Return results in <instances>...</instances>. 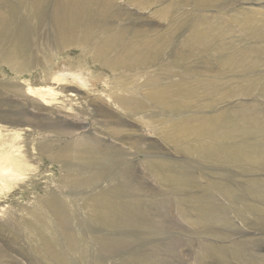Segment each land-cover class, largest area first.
<instances>
[{
	"label": "rangeland",
	"instance_id": "obj_1",
	"mask_svg": "<svg viewBox=\"0 0 264 264\" xmlns=\"http://www.w3.org/2000/svg\"><path fill=\"white\" fill-rule=\"evenodd\" d=\"M55 1L39 26L31 23L29 56L16 61L0 47V170L5 164L12 170L0 173V264H264V159L186 152L162 134L171 120L222 112L258 116L264 125V0H160L145 11L120 0L117 28L164 33L168 24L157 11L169 3L181 28L158 61L133 71L115 68V54L102 61L79 43L56 49ZM26 3L0 0L30 24ZM246 16L257 24L245 28ZM203 18L223 31L225 55L251 52L255 66L230 68L214 48L181 46L192 21ZM45 73L65 79L64 86L50 78L46 85L59 91L57 99L37 93ZM184 80L215 82L231 96L212 106L199 91L190 108L172 111L142 95L145 83ZM133 86L141 93L120 90ZM104 101H110L107 116L96 106ZM93 145L104 155L79 154ZM222 145L264 149V131ZM159 167L174 181L161 180ZM100 197L127 212L110 219L93 214Z\"/></svg>",
	"mask_w": 264,
	"mask_h": 264
},
{
	"label": "bare ground",
	"instance_id": "obj_2",
	"mask_svg": "<svg viewBox=\"0 0 264 264\" xmlns=\"http://www.w3.org/2000/svg\"><path fill=\"white\" fill-rule=\"evenodd\" d=\"M18 1L24 5L26 3L24 0ZM49 1L50 0H29V2L26 3V7L28 8L27 19L30 17V24L28 23V20L25 19L26 22L24 21L26 16L22 19L23 21H21V18L17 16V8H14L12 5L7 7L0 5V47L7 48L6 52L8 57L20 61L28 55L30 52L29 35L33 33L31 30H34V28L32 29V27H30L31 23L39 26V23L43 21L44 11L47 9ZM119 1L120 0H56L51 16L52 33L58 45L56 49L65 47L70 43H79L83 47H89L90 51L102 61H106V59H109L112 54H115V56L112 57V65L115 68L128 71L141 69L142 67H146L158 61L168 42L175 36V34H177L178 30L181 29L180 25L174 18V15L176 14L174 4L169 3L157 11L159 20L161 19L168 24L167 31L150 37L148 36V31L145 29L138 30L133 27L131 30L127 28L120 29L121 25L119 26L120 28L116 27V22L120 20L121 16L120 11L117 10V4ZM159 1L160 0H128V3L137 10L145 11L151 8L152 5L159 3ZM219 1L221 0H197L199 3L204 2L207 4H215ZM243 22L244 27L248 29L257 24V20H253L249 17ZM191 25V35L181 43V46L188 47L189 49H192V51L193 49H197L201 52H207L214 48L221 53L222 57L226 58L223 61L226 63V66L230 68L242 66L247 69L255 66L256 57L251 52H249L248 56L246 53H243V55L240 54L241 59L238 58L236 53L231 52L226 55L224 54L226 52V45L221 38L223 36V31L210 20L206 18L194 20ZM130 33H132V38L129 39L128 35ZM32 36L36 37V33L34 32ZM39 36L40 35H38V37ZM44 78L45 88H41L42 90L37 93L42 95L44 99H46V97L57 99L59 91H56L54 87H46V85L51 81L50 79H52V82L64 86L62 81L65 79L60 76L51 78L46 73L44 74ZM147 85H150V87H145ZM145 86L146 90L142 95L146 101H149L151 105L157 106L160 109L162 108L172 111H182L183 109L190 108V102L197 99L199 91L205 92V97L208 98L207 101L211 103L212 106L216 105L220 99H225L231 96L229 92L220 90L215 82L201 80L200 82H189L184 80L180 82H172L167 85L158 82L153 84L145 83ZM120 90L136 93L139 92L140 89L137 90V87L135 86L134 88L121 87ZM70 95L76 97L74 94ZM107 102L96 105L98 106L97 109L105 116L109 115L111 111L108 109ZM141 107L142 106L140 105L139 109H141ZM174 120H171L172 122L162 131L163 137L170 141V143L173 142L174 144L180 145L186 152L198 151L199 154L209 157H222L235 161L240 160L243 157L244 159L247 158L254 162L262 161L264 159V149L259 146L252 150L244 149V152H242L239 147L227 148L222 145L223 141L226 139L243 138L247 135L253 134V132L262 133L264 131V125L262 119L258 116L251 117L248 113L233 115L232 113L222 112L213 117H192L183 120ZM78 126L81 127L83 124L79 123ZM203 139H209L212 141V144L206 146L201 142ZM191 140H198V146L196 144V147L193 146ZM131 145L134 146L137 145V143L132 140ZM79 154H83L85 157H98L99 155H104L100 149L94 145L87 146V148L85 147L79 151ZM83 155L82 157L85 158ZM62 157L64 158V156ZM11 160L12 163L15 164V159ZM7 166L8 165L6 164L2 166L5 168L4 171L7 169ZM158 169H160V167L156 169V173L161 180L174 181V178L171 177L172 175L169 176L166 173L162 174V169ZM7 170L8 171L6 172L9 173L12 171L11 169ZM4 171L1 173L0 170V173L5 174ZM125 212L127 211H125L121 205L108 199H96L95 204L93 205V214L101 216V218L104 219L117 218L119 214L121 215ZM126 215L127 214H125V216ZM127 219L129 218L127 217Z\"/></svg>",
	"mask_w": 264,
	"mask_h": 264
}]
</instances>
